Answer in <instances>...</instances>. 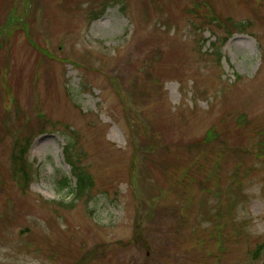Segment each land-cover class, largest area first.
<instances>
[{"label":"rangeland","instance_id":"obj_1","mask_svg":"<svg viewBox=\"0 0 264 264\" xmlns=\"http://www.w3.org/2000/svg\"><path fill=\"white\" fill-rule=\"evenodd\" d=\"M0 264H264V0H0Z\"/></svg>","mask_w":264,"mask_h":264},{"label":"trees","instance_id":"obj_2","mask_svg":"<svg viewBox=\"0 0 264 264\" xmlns=\"http://www.w3.org/2000/svg\"><path fill=\"white\" fill-rule=\"evenodd\" d=\"M27 144H21L19 146L17 145V147H16L17 150L13 156L14 178L20 184V187L23 188L24 190L28 189L29 185H30V182H29L30 179H29V175H28V171H27V165H26V157H27L28 149H29L28 148L29 144L28 145ZM68 150H67V153H69ZM72 160L73 159L69 157L70 163ZM72 165L74 167V170H76L75 164L73 163ZM65 182L67 183L68 180H66ZM80 182L83 183V180L81 179ZM85 190H86V186H82L80 191L84 193Z\"/></svg>","mask_w":264,"mask_h":264}]
</instances>
